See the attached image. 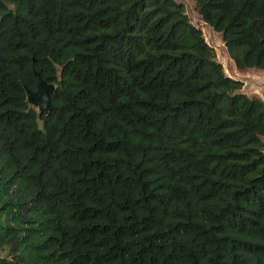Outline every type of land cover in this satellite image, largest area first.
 Listing matches in <instances>:
<instances>
[{
  "label": "trees",
  "instance_id": "obj_1",
  "mask_svg": "<svg viewBox=\"0 0 264 264\" xmlns=\"http://www.w3.org/2000/svg\"><path fill=\"white\" fill-rule=\"evenodd\" d=\"M193 1L264 69V0ZM241 84L182 2L0 0V264H264V101Z\"/></svg>",
  "mask_w": 264,
  "mask_h": 264
},
{
  "label": "rangeland",
  "instance_id": "obj_2",
  "mask_svg": "<svg viewBox=\"0 0 264 264\" xmlns=\"http://www.w3.org/2000/svg\"><path fill=\"white\" fill-rule=\"evenodd\" d=\"M176 1L183 3L185 13L187 14L190 22L200 28L204 40L213 47L215 51V58L221 63L224 73L242 82L239 89L240 91L247 95L258 96L264 101V69L255 67L237 68L231 58L227 55L219 32L213 30L200 18L194 7V1ZM262 139L264 144V137Z\"/></svg>",
  "mask_w": 264,
  "mask_h": 264
},
{
  "label": "water",
  "instance_id": "obj_3",
  "mask_svg": "<svg viewBox=\"0 0 264 264\" xmlns=\"http://www.w3.org/2000/svg\"><path fill=\"white\" fill-rule=\"evenodd\" d=\"M32 73L35 87L33 89L25 88L26 101L35 106L39 113H46L51 105L49 93L53 89L54 84L45 81L34 68H32Z\"/></svg>",
  "mask_w": 264,
  "mask_h": 264
}]
</instances>
